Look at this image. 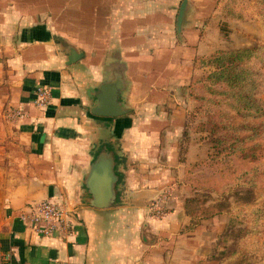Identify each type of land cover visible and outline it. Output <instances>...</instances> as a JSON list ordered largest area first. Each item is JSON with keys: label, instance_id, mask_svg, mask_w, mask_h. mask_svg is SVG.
<instances>
[{"label": "crops", "instance_id": "1", "mask_svg": "<svg viewBox=\"0 0 264 264\" xmlns=\"http://www.w3.org/2000/svg\"><path fill=\"white\" fill-rule=\"evenodd\" d=\"M190 1L179 40V0H0V264H218V231L228 219L184 209L197 193L189 170L211 151L184 131L198 118L193 84L211 71L200 62L224 49L217 7L190 25ZM60 25L82 26V38L60 35ZM77 52L83 56L69 64ZM117 56L129 113L94 116ZM186 56L195 68H176ZM38 88L51 95L44 108L35 105ZM103 152L115 162L116 199L96 209L86 178ZM159 200L167 209L156 218ZM45 201L68 212L67 239L38 237L22 222Z\"/></svg>", "mask_w": 264, "mask_h": 264}, {"label": "rangeland", "instance_id": "2", "mask_svg": "<svg viewBox=\"0 0 264 264\" xmlns=\"http://www.w3.org/2000/svg\"><path fill=\"white\" fill-rule=\"evenodd\" d=\"M182 1L179 0V3ZM190 2L194 6L189 13L188 20H190V25L198 16L202 17L203 20H207L212 14L211 8L214 10V5L217 7L218 26L215 32L218 36L219 48L224 49L219 51L227 52L264 46V19L259 13V0H238L235 6L227 9L225 1L222 0H191ZM199 5H204L205 8L203 7L202 9L198 7ZM175 9L177 10V7ZM227 12L240 14L242 19L238 20L228 17L226 15ZM200 13L201 15H199ZM82 30V26L79 25L59 26L60 35L74 40L82 38ZM77 43L81 44L82 42ZM178 60L176 59L175 61L176 68L190 66L191 64L194 68L196 66V61L187 56L182 59L184 62L181 59ZM253 69L258 72L261 76V81L264 83V64H260L255 60ZM259 98L264 102V89H262ZM226 112L230 114L228 122H225L224 116L220 120H213L223 122L225 126L238 124L236 116H233V113L224 107L213 108L212 115L214 116L213 118H217ZM197 117L196 120L189 122L188 129L184 132H193L195 135L194 139L202 136L203 138L200 140L205 141L206 147L210 148L211 152V141L215 137L235 136L234 132L225 131L214 132L215 135L213 133L211 135L209 126H204L205 131L203 133L198 132L200 124L205 122V119ZM259 139L264 146V134ZM229 167L241 169V166L234 159L218 155V157L209 160L207 164L195 170V178L198 180L197 188H199L195 197L198 202L192 204L189 208L193 211L194 216H204V213L210 211L214 206H221L219 209L215 208V210L220 212V214H224L228 219V226L223 230L219 227L220 231H218L220 233L216 248L218 264H264V159L257 166L255 165L258 175L253 178L255 185L251 187L252 197L245 202H236L237 198L232 194L242 191L236 187L241 185L240 180L225 183L218 179V174ZM250 168L253 169L254 167ZM211 180L214 182V187L217 184L216 189L212 186L209 189L210 191H208L209 187L206 188L202 183ZM259 209L263 210V214L255 215L254 212Z\"/></svg>", "mask_w": 264, "mask_h": 264}, {"label": "trees", "instance_id": "3", "mask_svg": "<svg viewBox=\"0 0 264 264\" xmlns=\"http://www.w3.org/2000/svg\"><path fill=\"white\" fill-rule=\"evenodd\" d=\"M222 1H225L226 9L238 3V0ZM258 5L259 13L264 19V0H259ZM226 15L234 19H242L240 14L227 12ZM255 60L264 64V46L227 52L218 51L200 62L202 68H209L211 71L206 76L197 79L190 92V97L196 105L195 115L205 119V122L200 124L198 132L203 133L204 126H209L210 134L215 135L214 132L225 131L234 132L235 136L215 137L211 141V153L213 154H210L211 156L205 162L191 166L189 171L190 173L195 172L196 169L204 166L218 155L234 159L241 169L229 167L218 174V179L225 183L241 181V185L236 187L242 191L232 193L237 198L236 202H245L252 197L251 187L255 185L253 178L258 175L255 165L257 166L264 159V146L259 139L264 134V102L259 98L262 89H264V83L258 72L253 69ZM215 107L228 109L233 113V116H236L238 124L225 126L223 122L214 121L213 119L220 120L223 116L225 122L230 120L228 112L213 118L212 111ZM190 181L191 188L198 193V180L194 176ZM216 182L218 183V181ZM213 183L212 180L205 181L202 185L206 188L209 187L208 191H210V187H214ZM216 185L214 189H216ZM197 202L196 197L185 200L186 215L194 216L189 207ZM219 207L221 206H214L200 217L213 218L219 215L220 212L215 210ZM254 214H263V210L259 209Z\"/></svg>", "mask_w": 264, "mask_h": 264}, {"label": "water", "instance_id": "4", "mask_svg": "<svg viewBox=\"0 0 264 264\" xmlns=\"http://www.w3.org/2000/svg\"><path fill=\"white\" fill-rule=\"evenodd\" d=\"M189 11L188 0H183L179 6L176 17V34L181 40V33L186 24ZM82 53L77 52L69 57V64L80 60ZM111 64L106 70V80L97 89L96 105L90 110L94 116L104 118H119L129 113L122 104L123 96L127 91L124 76L125 65L120 62L119 57H113ZM114 160L109 153H100L90 167V172L86 178V188L90 197L88 205L96 209H106L111 207L116 199V184L118 178L114 174Z\"/></svg>", "mask_w": 264, "mask_h": 264}, {"label": "built area", "instance_id": "5", "mask_svg": "<svg viewBox=\"0 0 264 264\" xmlns=\"http://www.w3.org/2000/svg\"><path fill=\"white\" fill-rule=\"evenodd\" d=\"M50 92L48 89L38 88L36 90L35 105L39 108L46 107L50 102ZM14 118H23L21 112L12 115ZM162 200L168 201L167 196ZM152 213L156 218L165 215L167 203H161L160 200L151 206ZM21 220L32 233L41 238L59 237L67 239L72 232V222L68 212L52 201H45L32 205L21 216Z\"/></svg>", "mask_w": 264, "mask_h": 264}]
</instances>
